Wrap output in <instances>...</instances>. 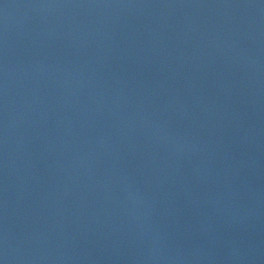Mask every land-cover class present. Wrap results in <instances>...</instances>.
Listing matches in <instances>:
<instances>
[{
    "label": "water",
    "instance_id": "water-1",
    "mask_svg": "<svg viewBox=\"0 0 264 264\" xmlns=\"http://www.w3.org/2000/svg\"><path fill=\"white\" fill-rule=\"evenodd\" d=\"M4 264H264V0H0Z\"/></svg>",
    "mask_w": 264,
    "mask_h": 264
},
{
    "label": "clouds",
    "instance_id": "clouds-1",
    "mask_svg": "<svg viewBox=\"0 0 264 264\" xmlns=\"http://www.w3.org/2000/svg\"><path fill=\"white\" fill-rule=\"evenodd\" d=\"M0 261H2V264H4V261L3 260H0Z\"/></svg>",
    "mask_w": 264,
    "mask_h": 264
},
{
    "label": "snow or ice",
    "instance_id": "snow-or-ice-1",
    "mask_svg": "<svg viewBox=\"0 0 264 264\" xmlns=\"http://www.w3.org/2000/svg\"><path fill=\"white\" fill-rule=\"evenodd\" d=\"M0 264H2V261H0Z\"/></svg>",
    "mask_w": 264,
    "mask_h": 264
}]
</instances>
